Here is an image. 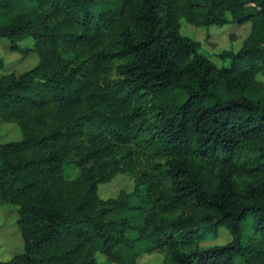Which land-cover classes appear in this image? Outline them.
<instances>
[{"label": "trees", "instance_id": "trees-1", "mask_svg": "<svg viewBox=\"0 0 264 264\" xmlns=\"http://www.w3.org/2000/svg\"><path fill=\"white\" fill-rule=\"evenodd\" d=\"M4 40L36 63L0 56V264H264V0H0Z\"/></svg>", "mask_w": 264, "mask_h": 264}, {"label": "rangeland", "instance_id": "rangeland-1", "mask_svg": "<svg viewBox=\"0 0 264 264\" xmlns=\"http://www.w3.org/2000/svg\"><path fill=\"white\" fill-rule=\"evenodd\" d=\"M250 24L245 25L242 29L239 28H226L225 30H219L220 28L213 27L212 37L213 39H206V32L201 30H192L190 29V33H192L197 39L200 41L202 40L205 43V50L220 52L223 49L230 48L229 47V37L231 35H235L240 38L234 48L241 46L242 41L248 36L250 31ZM230 27V26H229ZM237 29V30H236ZM216 44V48H210L211 44ZM7 45V46H6ZM8 46L9 42L4 40L0 44V56L2 55L5 58V61H8V70L7 71H14L18 74L21 72L28 70L31 68L32 65L36 63V60H24L17 55H10L8 53ZM5 66V68H7ZM5 72L4 70L0 69V76L3 75ZM5 124V123H3ZM7 128L4 131H0L2 141L9 142L18 138L15 136V130L10 129L12 127L9 124H5ZM9 129V130H8ZM80 175V171L75 167H68L66 169V177L68 180H75ZM115 182V183H114ZM133 181L127 177L119 176L115 181L107 185H101L99 187V194L100 197L103 199H108L111 197H116L120 190L125 189L127 191H132L133 189ZM225 231V230H224ZM225 232H220L218 239L216 241H204L202 244L203 246H211V245H223L231 240L229 234ZM23 252V241L21 239L20 234L17 232L15 226V211L13 209H0V259L8 260L13 257V255L17 253ZM103 256H98V260L101 262ZM163 260L160 255H152V256H144L140 258V264H162ZM238 262V261H237ZM236 262V264H237Z\"/></svg>", "mask_w": 264, "mask_h": 264}]
</instances>
